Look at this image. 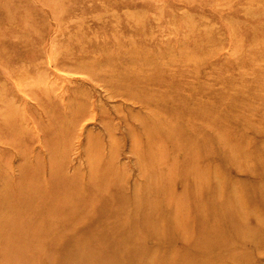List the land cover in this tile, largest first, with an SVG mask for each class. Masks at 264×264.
Returning a JSON list of instances; mask_svg holds the SVG:
<instances>
[{"label":"rangeland","instance_id":"374dc122","mask_svg":"<svg viewBox=\"0 0 264 264\" xmlns=\"http://www.w3.org/2000/svg\"><path fill=\"white\" fill-rule=\"evenodd\" d=\"M102 163L123 198L160 191L150 201L183 215L208 194L264 226V0H0V188L22 168L34 193L56 174L74 186L37 201L97 199L76 185ZM236 253L264 264V244Z\"/></svg>","mask_w":264,"mask_h":264},{"label":"bare ground","instance_id":"6f19581e","mask_svg":"<svg viewBox=\"0 0 264 264\" xmlns=\"http://www.w3.org/2000/svg\"><path fill=\"white\" fill-rule=\"evenodd\" d=\"M157 132L154 130L155 135ZM158 134L162 142L158 149L164 147L166 158L165 146L175 138L167 125H162ZM202 150V144L197 142V156ZM109 166L110 171L106 173H103L104 163L98 166L97 172L91 168L89 181L86 184L78 181L76 185L89 194H103L101 198L84 196L77 203L71 200L61 204L44 195L37 201L27 195L56 192L57 184H69L73 188L65 175H52L47 180L51 186L42 192L38 185L36 193L32 192L35 184L30 183L25 188L21 185L22 168L18 170V177L22 178L9 181L8 177L9 185L0 188V217L6 213L12 219L2 217L0 225L11 230L1 232L10 235L7 239L0 238V246H4L11 257L0 264H205L200 262V257H205L207 263L237 264L242 261L236 253L237 247L250 244L258 250L264 244V226L242 217L235 201L223 204L227 209L220 214L218 202L210 201L208 194H194L192 200L189 199L187 214L177 215L170 202L163 208L160 203L150 201V198L165 200L167 197L157 194L160 191L150 192L148 188L142 198L136 192L123 198L115 169ZM28 171L26 169L24 174ZM44 183L46 187L48 184ZM159 184L164 185L162 181ZM81 218L86 229L77 227ZM37 222L42 228L32 229ZM63 223L67 226L64 232ZM148 241L152 245H148Z\"/></svg>","mask_w":264,"mask_h":264}]
</instances>
